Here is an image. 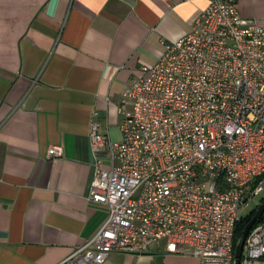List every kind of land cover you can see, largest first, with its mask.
Returning a JSON list of instances; mask_svg holds the SVG:
<instances>
[{
	"label": "built area",
	"instance_id": "built-area-1",
	"mask_svg": "<svg viewBox=\"0 0 264 264\" xmlns=\"http://www.w3.org/2000/svg\"><path fill=\"white\" fill-rule=\"evenodd\" d=\"M119 112V141L99 123L90 131L92 151L107 150L111 167L97 157L88 200L108 218L60 264L160 246L200 264H234L240 212L264 192V27L241 17L238 0H209L189 33L141 66ZM263 258L264 221L240 264Z\"/></svg>",
	"mask_w": 264,
	"mask_h": 264
},
{
	"label": "crops",
	"instance_id": "crops-1",
	"mask_svg": "<svg viewBox=\"0 0 264 264\" xmlns=\"http://www.w3.org/2000/svg\"><path fill=\"white\" fill-rule=\"evenodd\" d=\"M209 0H0V264H60L94 237L108 208L88 198L92 123L121 139L119 103L164 42L192 30ZM264 27V0H238ZM64 154L50 158L48 150ZM104 264H200L153 247ZM254 264H264V258Z\"/></svg>",
	"mask_w": 264,
	"mask_h": 264
},
{
	"label": "water",
	"instance_id": "water-1",
	"mask_svg": "<svg viewBox=\"0 0 264 264\" xmlns=\"http://www.w3.org/2000/svg\"><path fill=\"white\" fill-rule=\"evenodd\" d=\"M264 216V202L260 204L256 209L255 213L250 220V222L245 226L242 235L240 239L238 240L236 247H235V252H234V264H240L242 255H243V250L245 246V241L252 230V228L256 225L257 222H259Z\"/></svg>",
	"mask_w": 264,
	"mask_h": 264
},
{
	"label": "trees",
	"instance_id": "trees-1",
	"mask_svg": "<svg viewBox=\"0 0 264 264\" xmlns=\"http://www.w3.org/2000/svg\"><path fill=\"white\" fill-rule=\"evenodd\" d=\"M263 202H264V198L260 201V203L256 206V208ZM254 213H255V210H252L248 215L242 216L240 221L237 223L236 228H235V233H234V251H235L236 244L238 240L240 239L245 226L250 222ZM263 221H264V216L259 222L256 223V225L260 224Z\"/></svg>",
	"mask_w": 264,
	"mask_h": 264
},
{
	"label": "rangeland",
	"instance_id": "rangeland-1",
	"mask_svg": "<svg viewBox=\"0 0 264 264\" xmlns=\"http://www.w3.org/2000/svg\"><path fill=\"white\" fill-rule=\"evenodd\" d=\"M264 198V192L260 194L259 196L255 197L253 200L251 206L247 209L241 210L240 214L242 216L248 215L252 210H255L256 206L260 203V201Z\"/></svg>",
	"mask_w": 264,
	"mask_h": 264
}]
</instances>
